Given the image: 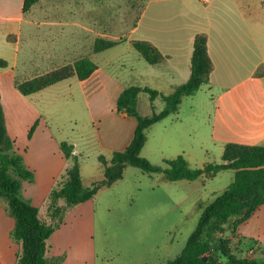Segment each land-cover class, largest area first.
I'll return each instance as SVG.
<instances>
[{"label":"crops","instance_id":"1","mask_svg":"<svg viewBox=\"0 0 264 264\" xmlns=\"http://www.w3.org/2000/svg\"><path fill=\"white\" fill-rule=\"evenodd\" d=\"M22 6L23 0H0V60L5 61L7 65L0 68V79L2 76L10 82L9 87L4 88L0 80V103L7 135L15 142L16 154L32 172L33 180L48 181L46 193L50 195L55 182L58 179L63 180L69 167V160L65 159L60 147L64 141L62 138H56L50 128L41 129L39 122H35L37 121L35 114L27 116L24 122H20L18 117L22 115L19 116L18 108L13 105L10 106V110L7 109L8 104L12 102L8 97L25 101L29 96H22L16 91L14 87L16 83L48 72L36 76L25 74L19 64L23 34L29 42L27 46L33 49V52L39 48L50 52L55 50L58 44L63 51H68L69 48L63 43L62 38H59L63 36L64 29L55 30L49 27L50 25L36 27L34 22L36 17L32 12L29 15L23 13ZM136 33H139L137 37L134 36ZM197 34L206 35L207 54L213 67L209 82L204 84L208 95L202 91L203 95L209 96L206 98L211 110L205 120L198 121L197 118L207 112L208 107L205 110L198 102V107L196 105L190 106L189 110L183 109L186 100L195 98L201 92V87L204 86L202 85L192 96L182 100L176 114L164 118L146 130L144 145L153 130V133H156L155 140L161 149L165 144L171 143L175 149H182V153H185L182 143L188 138V126H193L195 121L199 125L206 123L214 132L225 133L226 138L222 136L216 138L214 135V139L224 146L228 143L264 146V0H148L137 25L130 31L129 38L123 39L108 50L92 52L89 59L96 65V70L85 81L76 79L85 104L93 111V117L99 119L100 125L105 121L111 123L116 120L113 117L116 101L127 87L149 88L168 95L174 87L185 83L190 75L193 40ZM70 35L72 38L73 32ZM132 40L151 43L163 56V61L156 65L146 63L131 46ZM71 43L76 49L71 47L70 50L79 49L80 36L76 34ZM120 47L122 49L117 53L102 59L109 50ZM100 55L101 60L98 59ZM115 64L117 69L112 70L111 66ZM58 84L60 82L53 86ZM140 94L137 113L140 112V103L145 107L143 113L139 114L141 117L151 115V106L157 112L163 109L164 103L161 98L157 97L151 102L148 94ZM144 94L147 97H144ZM190 100L193 102L194 99ZM117 119H120L122 125L108 126L104 140L100 139L99 145L123 151L133 137L137 121L123 112ZM32 125L34 130L28 138ZM26 135V139L21 140ZM49 145H52L50 151ZM70 146L72 156L77 157L79 152L76 151V146ZM199 179L206 178L200 177L197 180ZM27 189L26 185L21 188L20 197L35 206L39 218L48 224L49 222L41 218L39 210L45 208L48 211L49 198L44 199L42 196L36 206L33 204L34 198L31 200L27 196ZM57 205L65 207L64 202L60 200ZM13 227L14 221L7 208L2 209L0 206V264H17L19 255L15 259V253L21 249V244L12 241ZM237 227L232 239L234 248L238 249L236 251L244 250L242 245L249 239L253 241V248L249 249L253 251V257L261 259L264 254V206L257 208L250 219ZM46 252L45 248V264H53L48 260ZM233 254L236 255L235 252Z\"/></svg>","mask_w":264,"mask_h":264},{"label":"rangeland","instance_id":"2","mask_svg":"<svg viewBox=\"0 0 264 264\" xmlns=\"http://www.w3.org/2000/svg\"><path fill=\"white\" fill-rule=\"evenodd\" d=\"M147 2L148 0H38L26 14L32 12L36 17V27L50 25L55 30L64 29L63 36L59 38L68 45L66 47L69 50H61L58 44L50 52L47 49L42 51L39 47L33 52L27 46L29 42L23 34L19 64L25 74L36 76L72 64L80 58H89L96 39L118 41L129 38V33L137 25ZM72 32L74 36L77 34L81 38V46L76 51H73L76 47L71 43L74 38H71ZM138 35L136 33L134 36ZM122 47L109 50L102 59L117 53ZM100 57L101 55L98 56L99 60ZM111 69L116 70L117 65L111 66ZM0 80L4 88L9 87V79L1 76ZM202 91L207 95L209 93L204 85L201 92L195 98L186 100L183 106L184 110H189L190 106L198 107L200 102L205 110L208 107V111L197 118L198 121L205 120L211 110L206 98L209 96L203 95ZM144 97H147L146 94ZM25 99L8 97L12 102L7 109L10 110V106L15 105L19 116L22 115L18 117L20 122L35 114V122H39L41 129L50 128L56 138H62L69 146H76L82 187L88 188L91 182L103 179V168L98 157H104L109 164L117 150L102 147L99 140H104L108 126L122 125L120 119H117L121 112L115 108L113 117L116 120L111 123L105 121L100 125L99 119L93 117L91 107L85 104L76 78L62 81ZM190 99H194L193 102ZM144 110L145 107L140 103L138 114H142ZM188 127V138L182 143L185 153H182V149H175L171 143L165 144L161 149L155 140L156 133L152 130L148 142L141 149L140 157L157 166H164V160L178 156H183L193 169H200L206 163L221 164L224 145L214 139V135L216 138H226V134L212 131L211 126L206 123L199 125L194 121L193 126ZM26 137L27 135L21 140L24 141ZM49 148V151L52 150V145ZM68 160L70 167L73 161L71 158ZM232 180L233 172L225 171L212 179L169 182L162 174H144L139 169L128 166L120 180L110 187H101L89 201L69 207L60 206L63 211L59 218L53 220L45 208L39 210L41 218L49 222L53 230L46 241L47 258L53 264H167L180 253L195 229L201 214L200 207L220 195ZM62 181L58 179L54 189H58ZM47 183L45 179H35L22 182L21 188L26 185L27 196L31 200L34 198L33 204L37 206L42 196L44 199L49 198L46 193ZM0 206L2 209L7 208V202L0 199ZM11 219L13 220L12 217ZM235 221L237 219H230L222 232L212 236L211 251L219 259L220 252L216 251L219 248H225L229 253L235 252L238 258H253V253L249 254L253 241L246 239L242 251L238 252L234 248L232 239L236 232L233 227ZM12 241L14 242L13 239ZM20 253L21 249L15 253V259Z\"/></svg>","mask_w":264,"mask_h":264},{"label":"trees","instance_id":"3","mask_svg":"<svg viewBox=\"0 0 264 264\" xmlns=\"http://www.w3.org/2000/svg\"><path fill=\"white\" fill-rule=\"evenodd\" d=\"M38 0H23L22 11L26 13ZM118 41L96 39L92 50L99 53L116 46ZM133 49L149 65L163 61V56L149 42L132 40ZM207 38L205 34H197L193 40L188 80L172 89L168 95L158 91L130 86L118 96L116 110L137 121L133 137L123 151L114 152L109 164L104 157L98 160L103 168V179L93 181L88 188L82 187L77 157L72 156V148L61 143V151L66 160L72 159V165L66 170L63 181L58 189H53L49 195L48 212L51 219L59 218L63 209L57 205L62 200L65 207L77 205L90 200L101 187H110L123 177L128 166L139 169L144 174H162L169 182L195 181L200 177L212 179L224 171H233L234 176L228 187L210 203L201 206V214L197 225L188 237L180 253L167 264H264V254L261 259L254 257L238 258L235 254L224 250L220 252L221 261L212 253L213 234L222 232L230 219H237L236 227L250 219L260 206H264V146H244L228 143L224 146L221 164L206 163L200 169H193L184 159L178 156L164 160V166L152 165L147 159L140 157V151L146 141V130L164 118L176 114L182 100L192 96L200 87L209 82L213 69L207 54ZM6 62L0 60V68H5ZM96 65L89 58H80L72 64L54 69L46 74L30 80L16 83V88L22 96L38 93L61 81L75 77L85 81L96 70ZM140 93L148 94L150 101L159 97L164 103L161 111H155L149 117H141L137 113V101ZM34 126L28 132L30 138ZM33 174L29 171L19 155L15 152V142L7 135L3 108L0 103V199L7 202V210L14 220L11 237L21 244V253L17 264H45L44 254L46 241L52 233V225L39 218L38 210L29 201L20 197L22 182H31Z\"/></svg>","mask_w":264,"mask_h":264},{"label":"built area","instance_id":"4","mask_svg":"<svg viewBox=\"0 0 264 264\" xmlns=\"http://www.w3.org/2000/svg\"><path fill=\"white\" fill-rule=\"evenodd\" d=\"M252 253H253V251H252V250H250L249 254L251 255Z\"/></svg>","mask_w":264,"mask_h":264}]
</instances>
